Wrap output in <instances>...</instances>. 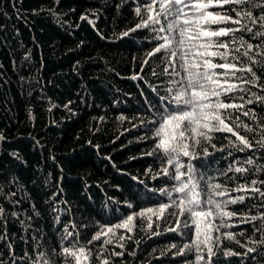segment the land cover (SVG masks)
Returning a JSON list of instances; mask_svg holds the SVG:
<instances>
[{"label": "trees", "instance_id": "1", "mask_svg": "<svg viewBox=\"0 0 264 264\" xmlns=\"http://www.w3.org/2000/svg\"><path fill=\"white\" fill-rule=\"evenodd\" d=\"M0 210V264H264V0H0Z\"/></svg>", "mask_w": 264, "mask_h": 264}, {"label": "snow or ice", "instance_id": "2", "mask_svg": "<svg viewBox=\"0 0 264 264\" xmlns=\"http://www.w3.org/2000/svg\"><path fill=\"white\" fill-rule=\"evenodd\" d=\"M144 2H146V0H144ZM133 28H134V25H133ZM130 34H131V32H129L127 30L123 33L124 36H129ZM0 212H2V210H0Z\"/></svg>", "mask_w": 264, "mask_h": 264}]
</instances>
